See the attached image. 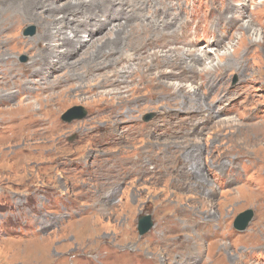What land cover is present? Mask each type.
<instances>
[{"label": "rangeland", "instance_id": "374dc122", "mask_svg": "<svg viewBox=\"0 0 264 264\" xmlns=\"http://www.w3.org/2000/svg\"><path fill=\"white\" fill-rule=\"evenodd\" d=\"M32 1L0 29V90L52 44L64 64L34 113L0 93V264H264V0Z\"/></svg>", "mask_w": 264, "mask_h": 264}, {"label": "bare ground", "instance_id": "6f19581e", "mask_svg": "<svg viewBox=\"0 0 264 264\" xmlns=\"http://www.w3.org/2000/svg\"><path fill=\"white\" fill-rule=\"evenodd\" d=\"M8 1V0H7ZM26 1V0H25ZM34 1V0H33ZM33 1H32V3H33ZM43 1H47V0H41L40 2L39 1H37L36 3H34L35 5L37 4V6L38 7H42L43 6ZM15 2V0L11 3V1L9 2V4H12L13 5V3ZM30 2V1H29ZM28 2V3H29ZM5 3H7V2H5ZM4 3V4H5ZM16 3V2H15ZM27 3V2H26ZM49 3H50V1H49ZM48 3V4H49ZM66 3V2H65ZM78 0H69L65 5H62V11H69V10H71L72 8L74 9V7L76 8L77 6L79 7V5H78ZM48 4H46V5H48ZM11 5V7L10 8H5L6 10H2L3 12L1 13V18H0V20H1V22H0V29L1 30H8V29H12L13 28V26L11 25V24H13L14 26H15V22H16V20H17V18L16 17H18V15H17V11L16 10H14V7H15V5L14 6H12ZM22 5H24V0H18V2H17V6H18V8H19V6L21 7ZM26 5H28V4H26ZM30 5V4H29ZM32 5V4H31ZM49 5H51V3L49 4ZM7 6H8V4H7ZM81 6V5H80ZM23 7V6H22ZM53 7V6H52ZM17 8V9H18ZM27 8V7H26ZM49 8V7H48ZM31 9V11H32V9H34V8H29V10ZM59 9V8H58ZM77 9H79V8H77ZM52 10H53V8H52ZM76 10V9H75ZM75 10H73V11H75ZM27 11V10H26ZM34 11H36V10H34ZM33 11V12H34ZM72 11V10H71ZM71 11H69V12H71ZM29 12V11H28ZM33 12H31V13H33ZM30 13V12H29ZM73 14V13H72ZM74 14H77V13H74ZM34 15V14H33ZM37 15V14H36ZM32 16V15H31ZM30 17V16H29ZM48 17V16H47ZM33 18V17H32ZM30 19V18H29ZM26 20V19H25ZM85 20V19H84ZM71 21V20H70ZM77 20H73V22H76ZM86 24V23H85ZM95 25H97V22H95L94 23ZM93 24V25H94ZM102 24V23H101ZM88 25V24H87ZM121 25H122V23H121ZM11 26V27H10ZM88 27V26H87ZM8 28V29H7ZM78 28V27H77ZM75 30V29H74ZM73 30V31H74ZM76 31V30H75ZM55 32V31H54ZM71 32V31H70ZM77 32V33H76ZM75 32V35L77 36V38L75 39V37H74V34H73V38H70L69 39V43H72L71 45H73L76 41H78L79 40V38H78V36H81L82 35V31L80 30V29H78L77 31ZM46 33V32H45ZM65 36H62V35H60V37L62 36V38H63V40L65 39V40H67L68 38V36L70 35L69 34V32L68 33H66V34H64ZM118 36V35H117ZM53 37H55L54 35H52V39H51V41H53ZM59 37V38H60ZM82 37V36H81ZM113 37V36H112ZM48 38V37H47ZM56 38V37H55ZM67 38V39H66ZM110 38V37H109ZM110 40V39H109ZM108 40V41H109ZM55 41V40H54ZM57 41V40H56ZM68 41V40H67ZM96 40H94L93 42H95ZM64 42V41H63ZM62 42V43H63ZM57 43V42H56ZM65 43V42H64ZM68 44V43H67ZM113 44V43H112ZM53 46L51 47V50H50V52H48V54H49V56H47V57H44V59H43V62L44 63H42L38 68L37 67H33V68H31V67H29L27 70H24V72H21L20 73V71H18V70H14V71H12L11 73H10V75H8L7 76V78L8 77H10L11 78V80L8 82V84H7V89H5V90H3V91H7V94H6V101H11V100H14V98L16 97V98H22V100H21V104H19V105H21V107L22 106H24V109L27 111L28 110V112L29 113H34L35 111H37V110H39V109H41L39 106H37V103H35V102H31V101H38L39 99L37 98V96L35 97V95L33 96V94L32 93H34V92H32V89L34 88H32L31 86L33 85L34 86V84H36V83H39V82H41V81H43V80H47V77H48V74H51L52 73V71L55 69H58L59 67V65L60 66H62L64 63H63V61L59 58H57L58 59V61H57V63H49L48 62V58H52V57H54L56 54H58V53H56L55 54V48H58V46H56V45H54V44H52ZM70 45V44H69ZM77 45V44H76ZM75 48H76V46H75ZM73 49L72 48V46H71V51L73 52L74 50H76V49ZM101 49V48H100ZM43 51V50H42ZM67 51V50H66ZM70 50H69V52H71ZM45 52V51H44ZM43 52V53H44ZM64 53V52H63ZM75 53V52H74ZM73 53V54H74ZM98 53V52H97ZM39 54V53H38ZM38 54H37V56H38ZM46 54V53H45ZM54 54V55H53ZM69 54V53H68ZM72 54V55H73ZM196 54H197V57L200 59V60H202V62L204 63V65L205 66H208V63H211L213 60H211V57H210V60L211 61H207L208 60V56L206 55V54H203L202 52H200V51H196ZM42 55V54H41ZM114 55H116V54H114ZM40 56V55H39ZM38 56V57H39ZM43 56H44V54H43ZM43 56H42V58H43ZM100 56H102V55H100ZM100 56H99V58H100ZM41 57V56H40ZM117 57V56H116ZM118 57H120V56H118ZM35 58V57H34ZM42 58L40 59V58H38V59H40V60H42ZM55 58H56V56H55ZM66 58V57H65ZM98 58V57H97ZM96 59V58H95ZM39 60V61H40ZM98 60V59H97ZM69 61V60H68ZM67 62V61H66ZM98 62V61H97ZM16 64V63H15ZM100 66V65H99ZM19 68V67H18ZM97 68V67H96ZM94 70V69H93ZM101 71V70H100ZM4 73V72H3ZM181 75V74H180ZM51 76H53V75H51ZM174 76H179V75H175L174 74ZM21 78H23V79H21ZM14 79H15V82H14ZM58 79V78H57ZM17 80H19V82L17 83ZM52 80H55V79H52ZM42 83V82H41ZM46 83H48V82H46ZM52 82H50V84H49V86L50 87H53V88H58V84H54V85H52L51 84ZM17 84H19V86L17 85ZM2 87V86H1ZM3 91H1L0 90V93H2ZM37 93V92H36ZM2 95H3V93H2ZM3 98H4V96H3ZM26 100H29V102L28 101H26ZM28 104H27V103ZM5 108H7V107H5ZM14 120H18V118L16 117V118H14ZM22 118H20L19 117V120L18 121H20V123L22 122ZM26 120V119H25ZM35 120V119H34ZM37 123V125H41V124H43V123H47L48 121L46 120V119H43L42 117H40V118H38L37 120H35V121H33V123ZM16 123V122H15ZM33 123H32V125H33ZM31 125V126H32ZM42 126V125H41ZM35 127V126H34ZM39 127V126H38ZM36 128H37V126H36ZM41 129V128H40ZM34 135H37V133H38V131H34V132H32ZM38 135H40V134H38ZM188 163V162H187ZM180 164H183V163H180ZM166 169V168H165ZM167 170V169H166ZM114 175V174H113ZM109 177V176H108ZM44 216V215H43ZM50 216V215H49ZM186 216V215H185ZM51 217V216H50ZM44 220V219H43ZM48 223V222H47ZM46 223V224H47ZM172 224V223H171ZM171 229V228H170ZM187 240V239H186ZM189 241V240H188Z\"/></svg>", "mask_w": 264, "mask_h": 264}, {"label": "water", "instance_id": "95a60500", "mask_svg": "<svg viewBox=\"0 0 264 264\" xmlns=\"http://www.w3.org/2000/svg\"><path fill=\"white\" fill-rule=\"evenodd\" d=\"M37 32V28L35 25H30L26 27L23 31V34L25 36H34ZM23 60L26 61L27 57H23ZM87 116V110L83 106H74L70 109H68L62 116L63 120L66 122H72L74 120H81L84 119ZM153 116L151 114L146 116V120H150ZM253 211L247 210L241 214L238 215L236 221H235V227H237L239 230L245 229L251 219L253 218ZM153 221L151 216L144 215L141 216L139 219V233L140 235L146 234L152 227H153Z\"/></svg>", "mask_w": 264, "mask_h": 264}]
</instances>
